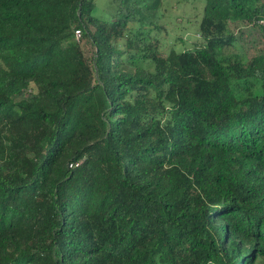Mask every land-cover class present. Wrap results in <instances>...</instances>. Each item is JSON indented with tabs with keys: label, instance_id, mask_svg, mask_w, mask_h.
<instances>
[{
	"label": "trees",
	"instance_id": "1",
	"mask_svg": "<svg viewBox=\"0 0 264 264\" xmlns=\"http://www.w3.org/2000/svg\"><path fill=\"white\" fill-rule=\"evenodd\" d=\"M96 1L0 0V264L264 262V0Z\"/></svg>",
	"mask_w": 264,
	"mask_h": 264
},
{
	"label": "rangeland",
	"instance_id": "2",
	"mask_svg": "<svg viewBox=\"0 0 264 264\" xmlns=\"http://www.w3.org/2000/svg\"><path fill=\"white\" fill-rule=\"evenodd\" d=\"M96 2L97 7L94 13L107 15L109 0H97ZM161 3V16L158 19L161 26L158 33L161 40V51L167 52L171 47L176 49L191 48L197 38L195 28L200 18L204 0H161ZM238 27V29L243 30L241 32L247 38L243 42L244 47L248 43L255 44L256 42V46L258 44L260 47L264 45V38H260L261 35L257 29L243 24ZM235 29L237 30L236 26ZM78 40H80V36ZM80 42L85 50H90L89 44L83 41ZM246 51L251 53L253 50L251 47H247ZM260 264H264V262Z\"/></svg>",
	"mask_w": 264,
	"mask_h": 264
},
{
	"label": "built area",
	"instance_id": "3",
	"mask_svg": "<svg viewBox=\"0 0 264 264\" xmlns=\"http://www.w3.org/2000/svg\"><path fill=\"white\" fill-rule=\"evenodd\" d=\"M259 23L264 24V18L260 19ZM74 34H75L76 40H78L79 36H80V30L79 29H75ZM69 166H72V164L70 163Z\"/></svg>",
	"mask_w": 264,
	"mask_h": 264
}]
</instances>
